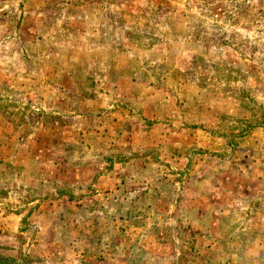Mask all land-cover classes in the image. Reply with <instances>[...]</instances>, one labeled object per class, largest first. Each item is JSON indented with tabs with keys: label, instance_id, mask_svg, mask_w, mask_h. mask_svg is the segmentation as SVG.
<instances>
[{
	"label": "rangeland",
	"instance_id": "rangeland-1",
	"mask_svg": "<svg viewBox=\"0 0 264 264\" xmlns=\"http://www.w3.org/2000/svg\"><path fill=\"white\" fill-rule=\"evenodd\" d=\"M0 258L264 264V0H0Z\"/></svg>",
	"mask_w": 264,
	"mask_h": 264
},
{
	"label": "trees",
	"instance_id": "trees-1",
	"mask_svg": "<svg viewBox=\"0 0 264 264\" xmlns=\"http://www.w3.org/2000/svg\"><path fill=\"white\" fill-rule=\"evenodd\" d=\"M10 262V261H9ZM8 261H6V260H2L1 258H0V264H10Z\"/></svg>",
	"mask_w": 264,
	"mask_h": 264
}]
</instances>
